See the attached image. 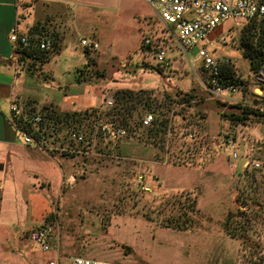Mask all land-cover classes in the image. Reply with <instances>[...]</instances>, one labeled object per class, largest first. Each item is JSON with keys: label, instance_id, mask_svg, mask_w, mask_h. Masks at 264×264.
Masks as SVG:
<instances>
[{"label": "rangeland", "instance_id": "374dc122", "mask_svg": "<svg viewBox=\"0 0 264 264\" xmlns=\"http://www.w3.org/2000/svg\"><path fill=\"white\" fill-rule=\"evenodd\" d=\"M70 7L76 17L63 38L56 34L49 40L45 73L55 85L43 94L44 102L97 109L104 103L93 106L121 89H143L159 98L181 91L196 98L176 109L187 122L175 118L169 152L128 136L118 144L107 142L93 119L84 117L86 109L33 108L31 113H46L41 142L91 153L58 152L66 170L63 186L55 191L48 214L33 210L40 221L26 220L27 228L55 225L60 264H71L75 256L126 264L264 263V76L251 71L240 48L249 21H225L212 35L215 58L230 59L237 83L246 85L225 100L208 92L197 51L189 56L182 51L145 0H88ZM220 35L227 43L216 41ZM83 38L99 48L86 49ZM146 39L158 48H149ZM162 50L168 66L157 60ZM78 69L89 71L82 75L85 82L78 81ZM245 107L253 111L245 121L237 120ZM67 112L77 114L63 119ZM73 128L84 135L82 144L68 139ZM228 138L234 143L227 145ZM247 160L259 161L262 168L245 167ZM139 175H145L152 192L140 188Z\"/></svg>", "mask_w": 264, "mask_h": 264}, {"label": "crops", "instance_id": "0c3cea01", "mask_svg": "<svg viewBox=\"0 0 264 264\" xmlns=\"http://www.w3.org/2000/svg\"><path fill=\"white\" fill-rule=\"evenodd\" d=\"M87 2L0 0V264H42L58 254L54 250L46 258L40 255V251L29 247L32 245L28 239L31 230L27 228L26 220L32 218L39 223L40 217L35 216L33 210H38L40 216L49 213L54 193L61 190L66 177L59 151L55 149L60 146L47 143L48 149H42L41 141L35 136L31 143H26L11 105L17 104L25 117L33 108L50 111L54 108L61 112L92 108L87 104L85 108L72 109L49 98L44 102L45 93L55 85L45 73L49 61L40 68L29 69L32 60L20 61L16 51L19 45L10 40V35L16 30L30 36L31 40H38V43L49 41L56 34L62 39L70 18L76 17L70 6ZM102 103L93 108L102 106ZM82 150L91 153L85 147Z\"/></svg>", "mask_w": 264, "mask_h": 264}, {"label": "built area", "instance_id": "2783aa9c", "mask_svg": "<svg viewBox=\"0 0 264 264\" xmlns=\"http://www.w3.org/2000/svg\"><path fill=\"white\" fill-rule=\"evenodd\" d=\"M157 13L161 22L165 25L168 34L177 41L182 51L188 56L190 51L196 50L198 59L202 64V71L205 74V86L212 97L215 99H229L231 95L246 90L241 85L226 83L222 80V66L224 64H231L230 59L219 60L214 56V51L211 47L214 45V39L210 35L215 30L228 20H251L255 18H264V0H145ZM10 40L18 45L23 46H39L42 50L50 48V41L35 43L31 40L30 36L19 34L13 30L10 35ZM219 43H227L225 35H220L217 40ZM146 44H151L149 39H146ZM82 45L88 50H97L99 44L96 41L82 39ZM159 44H153V48H158ZM157 60L160 64L168 66L166 52L164 50L157 52ZM200 67V66H199ZM195 70V69H194ZM196 71V70H195ZM261 76H264V69L261 71ZM264 96V91H263ZM106 108H112L115 105V97L107 96L104 102ZM11 111L17 121H24L31 127L32 131H22V135L26 143H31L34 136H40V141L45 135L46 127V113L35 112L32 115L25 117L23 111L17 104L11 105ZM89 113L94 117L98 112L96 109H88ZM94 124L99 131V134L107 141L118 144L127 137V130L122 127L113 125L105 120H95L92 118ZM154 121L152 113L146 114L142 119L143 127L150 126ZM68 139L71 141L82 144L85 141L84 135L78 130L73 128L69 131ZM233 144V139H226V144ZM42 149H48L47 143L40 142ZM58 151L74 154H87L85 150L78 147H57ZM53 150V149H52ZM232 152L233 158H238L236 151ZM245 167L253 169L262 168V164L256 160H247L244 163ZM138 183L140 188L146 192H152L153 187L145 181V175L138 176ZM248 218L250 210L247 207L243 208ZM246 217V216H245ZM29 241L41 248L45 253H50L54 250L58 252L57 244L59 243V233L55 229V225H47L34 228L28 233ZM71 264H126L111 262L101 259H89L82 256H75L72 258ZM45 264H60L59 255L53 256L48 259ZM264 264V263H262Z\"/></svg>", "mask_w": 264, "mask_h": 264}, {"label": "trees", "instance_id": "16d2710c", "mask_svg": "<svg viewBox=\"0 0 264 264\" xmlns=\"http://www.w3.org/2000/svg\"><path fill=\"white\" fill-rule=\"evenodd\" d=\"M57 39L58 36L54 35ZM35 43L39 42L36 39H32ZM57 41L54 40V45L56 46ZM240 48L242 50L244 58L248 59L250 62L251 71L254 73H259L264 68V18H255L249 20V23L242 29L240 38ZM153 44L149 45L152 48ZM153 50H156L152 48ZM17 53L20 56V61H26L28 59L32 60L29 63V69L41 67L43 64L47 63L50 59L51 50H42L39 47L33 46H23L19 45L17 47ZM88 52V51H87ZM92 63L88 62V65ZM229 64H224L222 66L221 78L226 83H232L236 85H241L237 83V78L234 73L229 69ZM87 67V66H86ZM86 69H78V81L85 82ZM99 71H96L98 73ZM245 86L246 85H241ZM196 98L193 93H183L177 91L175 95H164L159 98L153 95L152 92L147 90H133V89H121L117 90L115 94V105L112 108H106L105 105L102 108H97L94 117L89 113L88 110L84 111L85 118H95V120H105L118 127L125 128L128 132V137L137 138L144 140L147 143H153L159 146L162 150L170 151L171 143L169 142V134H171L176 125L175 118L180 117L182 123L187 122V117L182 116L180 111L176 109L180 107L181 109L185 106L191 105L192 101ZM247 110V111H246ZM253 109H248L245 107L243 109V115H236L237 120L245 121L247 115ZM148 111H151L154 115V121L150 126L143 127L142 119ZM77 113H64L63 119L72 117ZM148 114V113H147ZM59 116V115H58ZM204 118V117H203ZM68 120V119H67ZM77 120V119H76ZM18 128L21 131H32L31 127L27 123L20 120L17 122ZM40 138L39 135H37Z\"/></svg>", "mask_w": 264, "mask_h": 264}, {"label": "water", "instance_id": "95a60500", "mask_svg": "<svg viewBox=\"0 0 264 264\" xmlns=\"http://www.w3.org/2000/svg\"><path fill=\"white\" fill-rule=\"evenodd\" d=\"M264 69V68H263Z\"/></svg>", "mask_w": 264, "mask_h": 264}]
</instances>
